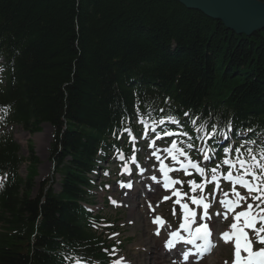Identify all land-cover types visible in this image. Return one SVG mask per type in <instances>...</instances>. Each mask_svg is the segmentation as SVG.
I'll list each match as a JSON object with an SVG mask.
<instances>
[{"label": "trees", "instance_id": "trees-1", "mask_svg": "<svg viewBox=\"0 0 264 264\" xmlns=\"http://www.w3.org/2000/svg\"><path fill=\"white\" fill-rule=\"evenodd\" d=\"M0 58V129L50 123L62 186L49 178L34 196L33 144L25 159L0 131V264L108 260L84 188L132 116L264 133V29L237 35L177 0H0Z\"/></svg>", "mask_w": 264, "mask_h": 264}, {"label": "snow or ice", "instance_id": "snow-or-ice-1", "mask_svg": "<svg viewBox=\"0 0 264 264\" xmlns=\"http://www.w3.org/2000/svg\"><path fill=\"white\" fill-rule=\"evenodd\" d=\"M187 115V113H185ZM169 120H171L173 123H179L174 117H169ZM143 123V120H141ZM160 124L164 123V120L159 121ZM195 123V121H193ZM130 131V130H126ZM164 135L170 136L173 135V133L170 132H165ZM184 135H187V133H184ZM210 136L215 137L216 132L212 131L209 133ZM222 136H224L225 139L228 138V133L223 132L221 133ZM160 135L157 134V139H160ZM133 138V142H134ZM154 141L150 143V147L154 145ZM192 144H188V148H192ZM179 151L181 155H186L184 153L183 149H177V144L176 141L172 142V145L169 149H165L171 156L173 160H176L177 157L173 154V151ZM224 151L227 153L229 149L225 148ZM236 152H239L240 149H235ZM248 152L251 153L252 149H248ZM153 155H156L155 152H153ZM204 160H209L210 157L205 154L204 155ZM157 159L159 157L157 156ZM261 159H264V154H262ZM250 161L247 160H242L237 158L235 161L229 160L225 158L222 163L224 165H228L230 168L236 167L237 164H239V168L242 170V174L238 176H233L232 172L229 171L228 174L225 176V179L229 181H233L235 184H239L242 187L246 188L248 191V196H241V194L235 190V188L232 189L233 193L237 197L236 201H221V203L227 208L229 211L234 210L235 207H239L241 201L247 203V200L251 198L253 201H259L260 203H256L255 207L260 209V213H264V208H261L260 205L264 203V188H262L260 185L264 184V163H259L257 162V157L256 156H251ZM191 167L195 169L202 177L205 174V169L200 167L197 162L192 161L191 159L188 160V164L185 165L183 162H180V168L184 170L185 174L188 175L189 173L187 172V168ZM219 165L217 167L212 168L211 171V180L212 181H217V171H218ZM256 169H259V172L256 171ZM161 171L164 172L165 174V183H164V188L168 189L171 185L176 184V183H182V181L178 180H172L170 177H168L167 173L170 171H174V169L167 168L165 165H163V162H161ZM251 176V181L246 180L244 177L245 176ZM152 179L155 181L156 177L153 176ZM189 185L192 186V191L195 192L197 188H200L201 192L203 191L204 184H197L195 181H188ZM122 187L126 186L131 188L132 185L129 183L127 185H121ZM218 186V185H217ZM253 193H257V195H252ZM173 195L177 196V199L174 201L175 204H179L181 209L184 212V219L183 222L180 223L179 228L183 229L185 231H188L190 233L191 239L185 240L183 236L180 235L179 230L171 232L169 235L170 237L177 238L180 241H183L184 243H191V244H196L197 240H203V244H198L197 249L200 252V255L202 256L205 252L210 251L211 248L214 246L211 236L212 232L208 228L206 223L200 224L198 227L193 230L190 225L192 223H195V217H196V212L193 211L192 209L189 208L188 204L186 203H181V193L177 190L173 192ZM186 195V194H185ZM225 196H227V193H225ZM171 197H164V200H168ZM192 203L193 204H199L203 206L204 215L201 217V219L204 218H209L208 217V212L207 210L209 209L210 205L209 203L205 202V198L203 196L197 198L196 196L191 197ZM113 203H116L113 201ZM260 213H253V203H247V208L243 211H239L235 213L234 216V222L231 224V229L232 231H225L221 234V239L225 243H229L230 241L233 243L234 247V260L233 264H264V214ZM173 215H175V209H173ZM219 215V213H217ZM190 217L192 219H190ZM226 218V214H225ZM242 220V223H241ZM260 223V227L257 228L256 225L257 223ZM153 223L160 224L161 226L164 225V221L161 217L157 216L154 218ZM246 229H251L255 238H256V243L262 245L259 250H254L253 249V239L249 236L248 231ZM157 235L160 234L159 229H157L156 232ZM166 248L172 249L175 247V243L173 242V239H168L165 241ZM242 251L246 253V256H242ZM183 258L185 260H189V252L185 251L182 253ZM75 264H83L81 260H76ZM114 264H120V261L117 260L114 262ZM227 264V262H225Z\"/></svg>", "mask_w": 264, "mask_h": 264}, {"label": "rangeland", "instance_id": "rangeland-1", "mask_svg": "<svg viewBox=\"0 0 264 264\" xmlns=\"http://www.w3.org/2000/svg\"><path fill=\"white\" fill-rule=\"evenodd\" d=\"M4 130L7 133H11L13 135V138L15 139L16 142H18L21 145V155L23 157H28L29 152H28V144H23V142L20 139V135L23 133H28L26 130L21 126V125H9L5 126ZM45 132V133H44ZM41 133H44L45 136L43 137L44 134L41 135V141H37L36 137L40 135ZM50 136L49 142H44L45 138H48ZM43 137V138H42ZM29 139H32L35 143V151L36 155L39 157L41 164L39 165V173L38 176L36 177L35 180V187L33 190V195H36L39 191V188L41 186V182L45 179H47L49 176H51L53 172V164L49 158L50 154V146L53 140V128H50V135L49 131L45 130V124L42 127V131L40 133H36L31 135ZM38 149L41 150V154L38 153ZM27 164H23L20 173L22 176H26L27 170H26ZM54 187L56 191L60 190V176L56 175V181L54 182ZM112 190L109 191L106 195H111ZM98 204L104 214L105 217L111 219L112 221L117 222L118 228L116 229L117 232L120 233L118 238H115L114 244L117 246L116 249L114 248V252L112 255L115 257H118L120 255H125L127 256V259L130 261H133L134 264H141V256H147L146 251L142 249V246H145L143 244H146L145 241H148V236H144L146 232V226H149V235L150 237L153 238V242H151L147 247H150L151 245H156L157 251L160 253L162 252L163 245L165 243V238L167 236V232H164L163 237H157L153 234L154 227L150 224V216L155 215L159 212H163L164 214L167 213L169 215L168 221L172 223L173 225H179V221L175 220L174 221V215L172 212V204L170 205H161L160 210L158 209L156 212H153L148 209L147 204H146V199L143 197V193L140 191L137 195V200L138 206H137V214H140V218L138 219H131L130 215V208L129 206L125 205L120 207L119 210H113V209H108L105 205L103 206V199H104V193L102 191L98 190ZM161 193H158L156 197L152 200V197L149 199L151 201H156L158 202L160 198ZM107 198V196H106ZM169 209V210H168ZM143 215L145 219H143ZM177 217V216H176ZM146 222H145V221ZM174 221V222H172ZM230 223L226 222L223 227L229 226ZM216 227V226H215ZM170 229V227H169ZM217 229V227H216ZM151 240V239H150ZM233 255V250L229 244H221L215 252L202 260L200 263H195V264H230V260L232 259Z\"/></svg>", "mask_w": 264, "mask_h": 264}, {"label": "water", "instance_id": "water-1", "mask_svg": "<svg viewBox=\"0 0 264 264\" xmlns=\"http://www.w3.org/2000/svg\"><path fill=\"white\" fill-rule=\"evenodd\" d=\"M222 22L237 35L252 36L264 29V1L260 0H177Z\"/></svg>", "mask_w": 264, "mask_h": 264}, {"label": "bare ground", "instance_id": "bare-ground-1", "mask_svg": "<svg viewBox=\"0 0 264 264\" xmlns=\"http://www.w3.org/2000/svg\"><path fill=\"white\" fill-rule=\"evenodd\" d=\"M262 30V29H261ZM50 126L49 125H45V130L49 131V135H50ZM45 133V132H44ZM41 133L40 135H38L36 137L37 141H41V135L44 134ZM45 136V134L43 135V137ZM30 134L29 133H23L20 135V139L23 142V144H27V140L29 139ZM42 137V138H43ZM48 138L44 139V142H49L50 140V136H48ZM38 153L41 154V150L38 149ZM158 190V189H157ZM156 190V192H157ZM136 191L135 193L129 195V197H127L126 202L130 203V215H131V219L135 218L138 219L140 218V214H137V207H136V201H135V197L136 195ZM153 194V195H152ZM150 196H155L154 193H151ZM143 219H145L144 215H143ZM145 221V220H144ZM146 222V221H145ZM146 232L144 234V236H148V241H145V243L147 245H149L151 242H153V238L150 237L149 235V226H146ZM151 239V240H150ZM146 244H143L145 246H142L141 248L144 249L146 251L147 256L142 257L141 256V264H194L193 260H194V256L193 254L189 253V260H185V259H180L179 254L181 257H183V254L181 252H177L176 250L172 249H168L165 246L163 247L164 252H158L156 245H151L150 247H147ZM120 264H134L133 261L128 260L126 257H122V259L120 260ZM136 264V263H135Z\"/></svg>", "mask_w": 264, "mask_h": 264}]
</instances>
